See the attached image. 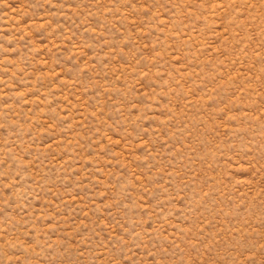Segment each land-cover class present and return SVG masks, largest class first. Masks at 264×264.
I'll list each match as a JSON object with an SVG mask.
<instances>
[{"label": "rangeland", "instance_id": "1", "mask_svg": "<svg viewBox=\"0 0 264 264\" xmlns=\"http://www.w3.org/2000/svg\"><path fill=\"white\" fill-rule=\"evenodd\" d=\"M0 264H264V0H0Z\"/></svg>", "mask_w": 264, "mask_h": 264}]
</instances>
